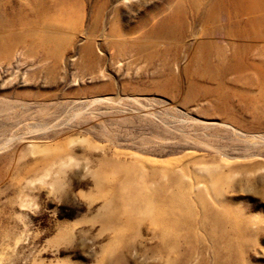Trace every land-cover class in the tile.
I'll list each match as a JSON object with an SVG mask.
<instances>
[{
  "label": "rangeland",
  "instance_id": "374dc122",
  "mask_svg": "<svg viewBox=\"0 0 264 264\" xmlns=\"http://www.w3.org/2000/svg\"><path fill=\"white\" fill-rule=\"evenodd\" d=\"M263 136L264 0H0V264H264Z\"/></svg>",
  "mask_w": 264,
  "mask_h": 264
},
{
  "label": "bare ground",
  "instance_id": "6f19581e",
  "mask_svg": "<svg viewBox=\"0 0 264 264\" xmlns=\"http://www.w3.org/2000/svg\"><path fill=\"white\" fill-rule=\"evenodd\" d=\"M245 34H246V32L243 29H241V28L236 29V36L238 38L246 39L247 37L245 36ZM208 58L209 57L206 55L205 56V64H204V66H206V69H209V67H210L209 66V63L210 62H209V59ZM232 60L233 61L235 60V61L232 62ZM248 67L249 66L244 63L243 58L240 55H238L237 53H235V54L232 55V58H230V63L226 66L225 73H231V72H239V73H242L245 70H247ZM214 123L215 122H210V124H214ZM259 137L262 138V136H259ZM259 137H254V138H259ZM263 138H264V136H263ZM182 199H184V196L183 195L181 196V200ZM201 205H202V208L204 210H206V211L211 210L210 209L211 206H210V204L208 202L203 201L201 203Z\"/></svg>",
  "mask_w": 264,
  "mask_h": 264
}]
</instances>
